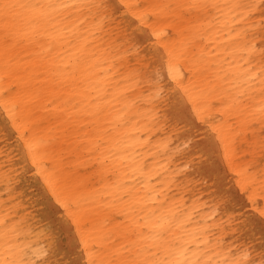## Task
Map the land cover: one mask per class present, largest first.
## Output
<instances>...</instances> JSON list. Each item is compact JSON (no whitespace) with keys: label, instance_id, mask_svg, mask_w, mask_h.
<instances>
[{"label":"bare ground","instance_id":"1","mask_svg":"<svg viewBox=\"0 0 264 264\" xmlns=\"http://www.w3.org/2000/svg\"><path fill=\"white\" fill-rule=\"evenodd\" d=\"M10 2L39 4L68 0ZM94 2L146 6L193 2L261 4V0ZM65 16L67 12L61 14L60 23H49L34 18L28 10H21L19 17L9 24L15 38L7 40L4 21L0 18V97L7 94L20 103L21 113L27 121L24 134L43 137L49 142L45 149L48 156L43 163L49 168L57 193L81 206L101 257L127 258L128 250L134 249L138 242L134 223L140 222L145 213H190L192 222L187 229L190 233H198L209 226L213 233H218L230 227L228 217L235 216V212L229 209L224 213L213 208V198L208 195L212 191L210 186L218 180L233 194H238L234 207L252 213L256 225L251 234L224 231L226 244L223 248H217L215 236H210L212 243L201 246L210 253L206 258L223 260L229 247L235 251L241 245L251 244L252 258L259 264L260 229L255 213L264 207V186L260 184L264 174V153L259 148L264 139V124L259 121L264 95L259 89V81L254 90L243 85L246 74L238 67L232 69L239 74L235 84L222 78L221 69H227L229 63L238 66L248 59L252 61L250 67L258 69L260 50L264 49L261 9L257 8L251 19L235 20L227 26L222 23L220 11L211 8L206 12L175 10L161 17L167 21L165 31L171 34L170 43L183 56L184 72L195 86L199 102L208 110L206 115L225 128L234 146L230 166L218 156V174H213L210 179L205 177L208 181L205 191H200L197 186L199 171H182L185 166L184 132L167 122L156 123L151 84L147 81L138 83V78L123 69L122 74H109L115 54L105 55L99 39L93 38V22L86 20L72 34L68 29L75 27L83 17L68 20ZM232 28L245 31L235 46L231 40L228 44L222 43L227 39L225 33ZM233 47L234 53L229 56ZM78 49L88 55L82 56ZM138 54L142 55V45L139 49L129 45L128 50L121 53L123 64L135 66ZM188 119L199 124L192 111L188 112ZM4 121L5 114L0 106V220H7L9 225L25 221L20 244L40 248L47 242L41 235L45 213L33 212V208L39 209V198L51 204L55 199L33 170L35 165L21 133L10 123L5 129ZM199 130L203 131L202 125ZM180 176L195 181L192 187L169 183ZM242 180L248 181L247 188L255 196L256 208L241 190ZM198 194L204 197L202 202ZM215 213H219V218L213 223L210 216ZM28 214H31V220H27ZM3 231L4 226L0 225V233ZM76 239L73 233V244ZM3 254V241L0 240V255ZM80 259L86 260L87 255Z\"/></svg>","mask_w":264,"mask_h":264},{"label":"snow or ice","instance_id":"2","mask_svg":"<svg viewBox=\"0 0 264 264\" xmlns=\"http://www.w3.org/2000/svg\"><path fill=\"white\" fill-rule=\"evenodd\" d=\"M210 8L220 11L223 17L222 23L225 26L235 20L243 22L251 19V14L257 8L261 9V15L264 16V0H261L260 5L240 2L223 5L193 2L147 6L134 3L120 5L110 2L97 3L94 0H68V2L39 4H21L10 2V0L8 2L0 0V18L4 21L6 40L9 37L15 38V34L10 31L9 24L19 17L21 10H28L34 18L49 23H60L61 14L65 12L67 16L64 19L83 17L75 27L68 29L72 34H75V29L86 20L92 21L93 38L99 39L100 47L105 55L115 54L109 74L121 73L123 69L138 78V83L147 81L151 84L156 123L167 122L169 125H174L177 130L184 132L185 166L182 171H199L201 175L197 186L200 191H205V186L208 185L205 177L210 179L213 174H218L220 164L218 156H222L230 166L234 146L230 143L225 128L206 115L208 110L199 102L195 86L189 80L188 73L184 72L183 56L170 43L171 34L165 31L167 21L161 17L175 10L206 12ZM225 35L227 39L222 43L228 44L231 40L235 46L239 39L244 37L245 31L238 32L232 28ZM129 45L138 49L142 45V55L138 54L135 66L123 64L124 57L121 53L128 50ZM78 51L84 57L88 55L82 49ZM260 51L261 61L258 69L250 67L251 59L245 60L238 66L235 63H229L227 69H221L222 78L226 81L231 80L235 84L239 74L232 69L238 67L242 73L246 74L243 85L254 90L256 82L259 81V89L264 95V49ZM233 53L234 47L228 55L232 56ZM92 55L95 57V53ZM223 59L227 61L228 57ZM188 71L189 73L192 71L191 67ZM0 106L5 114V129L10 123L18 133H21V139L35 165L33 170L43 179L47 190L55 199V203L51 204L46 203L44 198H39V209L33 208V212L45 213L42 217L44 223L41 235L47 242L43 247L36 248L20 244L19 239L24 231L25 221H17L9 225L7 220H0V225L4 226V231L0 233L4 250V254L0 255V264H257V261L252 258L251 244L247 247L241 245L235 251L229 247L228 255L223 260L206 258L210 256V253L207 248L201 246L212 243L210 236H215L217 248H223L226 244L224 231H231L234 234H251L256 225L252 213L234 207L238 194H233L229 188L219 184L218 180L210 186L212 191L208 192V195L213 198V208H219L224 213H227L229 209L235 212V216L228 217L227 223L230 227L221 229L218 233H213L210 226L201 229L198 233H190L187 230L192 222L190 213L178 211L159 215L155 212L145 213L140 222L134 223L138 232V242L134 249L128 250L130 255L118 260L102 258L100 249L96 247L93 235L85 223L81 206L71 198H62L57 193L56 185L49 175V168L43 163L48 156L45 149L49 142L43 137L24 134L23 130L27 126V121L21 113V105L18 101L5 94L0 97ZM189 111L195 113L199 124H195L194 121L189 122ZM259 121L264 124V107L260 109ZM201 125L203 131L199 130ZM259 148L264 153V139ZM238 175L241 174L238 173ZM194 182L187 180L185 176L169 181L170 184L175 183L184 188H191ZM247 183L248 181L242 180L240 188L246 192L249 201L252 202V207L256 208L255 196L251 189L247 188ZM260 184L264 186V174L261 175ZM198 199L202 202L204 197L198 194ZM255 216L259 219L260 229L259 264H264V207L259 208ZM31 218V214H28L27 220ZM218 218L219 213L210 216L213 223ZM73 233L77 238L75 244L72 243ZM84 254L87 255V259L82 261L80 257Z\"/></svg>","mask_w":264,"mask_h":264}]
</instances>
